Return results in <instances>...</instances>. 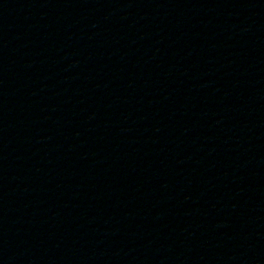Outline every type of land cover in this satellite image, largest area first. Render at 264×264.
I'll return each mask as SVG.
<instances>
[{"label": "water", "instance_id": "obj_1", "mask_svg": "<svg viewBox=\"0 0 264 264\" xmlns=\"http://www.w3.org/2000/svg\"><path fill=\"white\" fill-rule=\"evenodd\" d=\"M0 264H264V0H0Z\"/></svg>", "mask_w": 264, "mask_h": 264}]
</instances>
